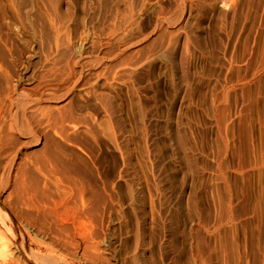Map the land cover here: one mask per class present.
<instances>
[{
  "label": "rangeland",
  "instance_id": "374dc122",
  "mask_svg": "<svg viewBox=\"0 0 264 264\" xmlns=\"http://www.w3.org/2000/svg\"><path fill=\"white\" fill-rule=\"evenodd\" d=\"M23 1L17 0L15 9L34 16L40 34L32 36L11 1L0 0V59H5L0 74L7 77L0 75V98L13 87L24 92L37 87L31 93L38 92L42 104L72 108L78 124L62 145L84 192L79 202L51 181L50 215L44 227L31 225L24 207L12 201L9 158L3 156L0 264H195L199 257L221 264L225 244L249 262L254 251L262 258L264 196L260 213L248 216L244 234L219 223L224 189L216 158L222 143L214 112L231 118L240 114L254 145L264 137V96L251 82V108L237 83L245 65L250 75L260 63L264 0ZM51 17L62 25L63 46L57 48ZM19 51L28 58L21 59ZM66 56L75 71L70 83L65 81ZM51 73L66 76L58 81ZM260 77L264 82V73ZM12 146L10 152L19 148L21 163L29 157L24 163L32 168L33 159L23 153L40 146ZM250 188L249 205L258 189L256 174Z\"/></svg>",
  "mask_w": 264,
  "mask_h": 264
},
{
  "label": "bare ground",
  "instance_id": "6f19581e",
  "mask_svg": "<svg viewBox=\"0 0 264 264\" xmlns=\"http://www.w3.org/2000/svg\"><path fill=\"white\" fill-rule=\"evenodd\" d=\"M10 1H11L14 9L17 6H19V5H17V0H10ZM54 3H56V2H54ZM24 4H26V3L24 2ZM56 5H57V3H56ZM30 6H28V7L30 8ZM40 7H41V5H40ZM22 8H23V5H22ZM24 9H25V6H24ZM44 9H45V7H44ZM15 10H16L17 18L23 22L22 25L27 27V29L30 31L32 36H34V37L38 36L40 34V32H38L37 25H35L33 23V20L31 19L32 16L31 17L28 16L27 13H25L24 15H21L18 9H15ZM51 10L53 11V9H51ZM43 14H44V11H43ZM57 20H58V22H61L59 19H57ZM60 24H63V22ZM49 26H50L49 30L51 28V39L53 41L54 47L57 48V46H59V47L63 46V45H59L61 42V41L59 42V26H62V25L58 26V23L56 22L55 18L51 17L49 19ZM43 27H40V28H43ZM45 28L46 27H44V29ZM45 30H47V29H45ZM40 31H41V29H40ZM42 32L44 33L45 31L42 29ZM48 32H50V31H48ZM108 34L112 35L114 33L111 32ZM42 35H45V33ZM62 37H64V36H62ZM107 37H110V36H107ZM47 38H49V37H47ZM1 39H2V37L0 38V40ZM108 42H109V40H108ZM12 43H11V45L14 44V43L13 44ZM51 48H53V47H51ZM23 50L24 49H22V51ZM41 50H43V49H41ZM11 51H13V50H11V48H9L8 53L10 55V59H13V55L10 54V53H12ZM46 51H48L47 47L42 52L44 53ZM15 52H13V53H15ZM17 53H18V51H17ZM4 55L7 56V53L5 52ZM46 55L44 57H47ZM49 55H50V53L48 54V56ZM52 55H53V53H52ZM58 55L60 56V54H58ZM16 56H18V55H16ZM19 56L21 59L24 58V60H25V58H28V56H25L23 54V52H21V51H19ZM0 57H2V56H0ZM67 58H68V59H66L67 62L65 64H63V66L64 67L66 66L65 68H67V70H66L67 76H66V74H63V73H61V74L57 73V74L65 75L66 78L68 77V79L65 81L70 83V82H72L73 75H75L74 74L75 71H73L72 66H71V63L73 62L72 57L69 58V56H68ZM259 58H260V63L258 65V67L255 68L254 70H252L250 75L245 70V69H247V66L245 65V69H244L243 74L239 75L237 77L238 78L237 83L240 86L241 96L242 97L244 96L243 98H247V100L249 101V104H250L249 107H251V108H253V104H254V100H253L254 93L250 90L251 89L250 88L251 82H253V84H258L257 87H258L259 93L262 96H264V87H263L264 82H262L263 80L261 81V77H260V74L264 73V43L261 46ZM1 60H2V62H4L3 60H5V59L4 58L0 59V69L2 67H5V62L3 64L1 62ZM17 60H20V59L17 58ZM16 62H18V61H16ZM61 63H64V62L61 61ZM53 64H56V63H53ZM59 65H61V64H59ZM53 67H54V65H53ZM57 67H58V65H57ZM6 69L8 70V68H6ZM51 70L53 71V69H51ZM47 73H48V71H47ZM2 75H4V74H2ZM50 75L52 76L53 74L51 73ZM60 75H57V76L61 77ZM55 76H56V74L52 77H55ZM46 77H47V75H46ZM59 77H55V78L58 79ZM3 78L5 79V77H3ZM5 80H7V77ZM56 80H54V81H56ZM59 80L60 79H58V81ZM61 83H66V82H61ZM231 86H233V85L231 84ZM65 87H66V85H65ZM3 88H1L2 91H3ZM35 88H37V87H35ZM35 88H33V89L27 88L26 89L27 92H24L23 88H21V90H19V91H16V89H14V87H13L10 94L5 95L4 97L2 95V98H0V159L3 158V156H6V154L9 158L8 159V170L6 172L7 173L6 178H7V181H9L10 179H13V182H11V183H12V185H14V187L13 186H11V187H13V190H14L13 193L15 194V201H14V199H12V201L15 202V204L19 205L18 206L19 208L24 207L25 210L23 211V215H24L25 220L27 219L31 225L39 223L40 227H41V226H43V223L45 222V220H47L46 219V218H48L47 216L50 215L48 208H47V204H48V199H49L48 186H49V183H51V181H54L57 184H59L60 188L66 189L68 194H70V192H71V194H74L75 198H77V200L79 202H82V193L84 192V188H83L84 186L82 184V181L76 176V173H77V170L75 168L76 165H73L71 159L67 156V152L64 148V145H62L63 144L62 142L67 143V141H68L66 139L67 138V136H66L67 132L75 129V126L77 123L76 119L78 118V115L76 116L74 114V111L72 110V108L66 109L63 106H57L56 104L51 105V104H48L47 102H46L47 104H45V103L42 104L41 103L42 101H40L41 96L40 97L37 96L39 93L35 92V91L31 93V91L35 90ZM70 89L72 90V88H70ZM3 92H5V91H3ZM226 98H227V94H226ZM217 100H219V98ZM262 103L264 105V98H263ZM217 105H220V104H218L216 102L215 106L217 107ZM225 110L226 109H224V111ZM214 113H215V115H214L215 116V123H216V127L218 130V136H219L221 143H222V144L220 143L222 145V148L220 147L221 150L219 149V151L217 153V158H216L217 164L220 168L219 170L221 171V177L222 178L221 177L220 178L223 181V189H224L223 190L224 194H223L222 198H220L221 199V202H220L221 212L219 211V213H221V217H220L219 223L228 232L229 231L232 232L235 229H240L241 232L244 234V229L247 226H249L250 220H251L250 218H248V216L258 214V212H259L258 205L260 206V204H258V202H259V200L262 201V199H260V198L262 196H264V137H262L261 139L259 138L260 139L259 143L257 145H254L251 142V140H252V138L250 137L251 134H250V136L247 135L249 132V129L247 127L248 125H247V123L244 122V120L242 119V116L239 113H238L239 115L236 114L237 117H234V118L233 117L231 118V116L226 117L224 112H222L220 114L218 112V109ZM263 116H264V112H263ZM248 136L250 137L251 140L248 139ZM14 144H17L18 147H22V146L28 147V145L30 146L32 144L36 145V146H40L35 150L28 149L25 153H23L24 155L28 154V156L31 157L30 162H31V159H33V161H32L33 167L32 168H28L27 163H24L25 160L29 159V157H27V155H26L27 159H24V162H23L24 164L21 163L23 160L20 159L19 153L17 152L19 150V148L15 147V149L17 151L14 150V151L10 152L9 148L12 145L14 146ZM24 155H23V157H24ZM4 158L6 160V157H4ZM19 159L21 160L20 162H18ZM1 160H3V159H1ZM74 160H76V159H74ZM30 162H29V164H30ZM0 165H2V164H0ZM4 165H5V162H4ZM4 165H2V166H4ZM0 169H1V167H0ZM5 169H7V167H5ZM219 170H218V172H219ZM1 172L2 171L0 170V173ZM34 172L39 173L40 176L34 175ZM255 174L257 175V179H258V189L256 192V196L254 195V203H251V205H249V200L251 198L250 193H249V189L252 188V187L250 188V178L252 176H254ZM3 177L5 178V176H3ZM3 177H1L2 180H3ZM259 180H261V181L263 180V184H261V181L259 182ZM4 183H6L7 186H9L11 184L10 183L8 185L7 182H4ZM89 189H90V194L93 195L95 192V189L91 188V187ZM261 204H263V202ZM15 206L16 205H14V207ZM19 210H21V209H19ZM260 211H262V210H260ZM11 213L12 212H9V215H8V220L10 223L14 222V217ZM30 221L33 223H31ZM54 222H53V224H54ZM56 223L59 226V223L58 222H56ZM45 224H47V223H45ZM61 224L62 223H60V225ZM61 226H60V228H63V229H64V227H66L65 225L63 226V224ZM46 227L49 228V226H46ZM55 227L56 226L54 224L53 228H55ZM224 238H225V236H224ZM244 239H246V238H244ZM2 243H4V242L0 241V248H2L4 246ZM1 244H2V246H1ZM252 244H254V243H252ZM229 245L230 246H227L226 244L224 246L222 245L224 248H223V255L221 257V259H222L221 264H264V248H263V254H261L262 258L259 255L255 254L256 251H254L255 253L251 257L252 260L249 262L248 261V260H250L249 256H248L249 259L247 258L248 259L247 260L245 258V256H241V253H240V255H237V253L234 252V249L236 247L234 248L231 246V244H229ZM245 245H242V246H245ZM235 251H236V249H235ZM249 252H250V249H249ZM247 253H248V251H247ZM195 264H206V261H205V259L199 257L195 261Z\"/></svg>",
  "mask_w": 264,
  "mask_h": 264
}]
</instances>
